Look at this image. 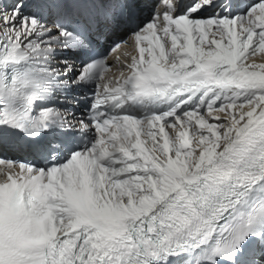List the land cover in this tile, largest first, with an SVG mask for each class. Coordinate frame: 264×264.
Wrapping results in <instances>:
<instances>
[{
    "label": "snow or ice",
    "instance_id": "obj_1",
    "mask_svg": "<svg viewBox=\"0 0 264 264\" xmlns=\"http://www.w3.org/2000/svg\"><path fill=\"white\" fill-rule=\"evenodd\" d=\"M259 54L264 0H0V264H264Z\"/></svg>",
    "mask_w": 264,
    "mask_h": 264
},
{
    "label": "bare ground",
    "instance_id": "obj_2",
    "mask_svg": "<svg viewBox=\"0 0 264 264\" xmlns=\"http://www.w3.org/2000/svg\"><path fill=\"white\" fill-rule=\"evenodd\" d=\"M155 2V0H153V3ZM253 59H255V61L257 63H260V62H264V54H259L257 55L256 57H254Z\"/></svg>",
    "mask_w": 264,
    "mask_h": 264
}]
</instances>
